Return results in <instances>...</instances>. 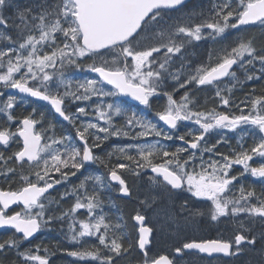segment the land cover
Wrapping results in <instances>:
<instances>
[{
  "label": "snow or ice",
  "instance_id": "snow-or-ice-1",
  "mask_svg": "<svg viewBox=\"0 0 264 264\" xmlns=\"http://www.w3.org/2000/svg\"><path fill=\"white\" fill-rule=\"evenodd\" d=\"M250 27L264 37V0H0V264H51L47 245L23 247L43 230L83 264H177L186 250L264 264V186L243 182H264V39ZM29 98L49 111L17 115ZM199 217L231 235L182 236ZM165 229L178 244L153 253Z\"/></svg>",
  "mask_w": 264,
  "mask_h": 264
},
{
  "label": "flooded vegetation",
  "instance_id": "flooded-vegetation-1",
  "mask_svg": "<svg viewBox=\"0 0 264 264\" xmlns=\"http://www.w3.org/2000/svg\"><path fill=\"white\" fill-rule=\"evenodd\" d=\"M251 87H252V82H249V84L245 88V91ZM234 94H235L236 98H242V96H243V92L239 91V90H236ZM211 95H212V92L209 89L201 90V91L196 93V96L202 105L205 104V101ZM29 100H32L33 103H31L30 105H20L19 107H17V109H16L17 115H20L22 113L26 114L28 111H31V107H37L38 108L37 104H43L41 102H36L33 99H29ZM164 102L165 101L163 99L154 100L153 101V110L157 109V107L159 105H162ZM129 103L133 108L136 107L135 102L129 101ZM213 103L214 102H212V101H208L207 106L212 107ZM43 105H44V107L42 110H40L39 108L38 109L40 111H45L47 113L49 111L50 107L46 104H43ZM220 110H223V109H220ZM49 118L53 119V117H51V116ZM60 127H61V125L58 123L57 129L59 130ZM194 127L195 126L191 122H183V124L181 125V128H180V132H186L188 129L194 128ZM63 128H64V130H70V125H68L67 122H63ZM217 138H218L217 136L213 135V136L209 137V141L214 142L215 139H217ZM229 139L231 141V144L233 146H235L236 139H235L233 134H231V133L229 134ZM113 142H115V140ZM119 142H121V141H119ZM177 143H180V142L177 141ZM248 143H251V141L249 140ZM0 150H2V147H0ZM10 150H12V151L17 150V146L12 145V148ZM220 150L226 151L227 148L221 147ZM93 167H99V166L96 165ZM235 171L239 172V171H241V168L239 166H237ZM243 182L245 184H249V185L254 186L258 192L260 191L261 187L264 186V182H261L255 178L250 177V176L246 177ZM0 184H2V181H0ZM141 188H143L142 184H141ZM134 195H135V193H134ZM119 202H120L121 206L126 205V207H125L126 212L130 211L131 207L134 204V200L133 201L120 200ZM67 206H68V204L65 203V207H67ZM200 206L204 207L206 205L201 203ZM149 214L150 213H148V215ZM58 228H59V225L54 227V229H58ZM181 235L189 237V238H208V239L217 238L220 235L227 237V236L231 235V226H230L228 221L223 220V219H221V221H219V222H210L207 217H199V218H197L195 225H190L187 229H185L182 232ZM37 238H43L44 240H46L51 245H52V242H56V241H62L65 244L68 243V241H66L64 239L63 235L58 230H46V231L43 230L40 232V234L37 236ZM157 240H158V242L153 247V253H155V252H170L172 245L178 244V240L176 239L175 235L170 234L166 229L163 231L157 232ZM90 243H95V241L92 240V241H90ZM68 247L69 246L64 245L63 248H68ZM257 248H259V245H257ZM134 255L138 256V253L134 254ZM204 260H223V258L220 256L214 257V258H207L205 256H202V254L195 252V251H185V253L182 257H177V264H205ZM201 261H202V263H201ZM121 264H124V262H121ZM132 264H135L134 259L132 260Z\"/></svg>",
  "mask_w": 264,
  "mask_h": 264
},
{
  "label": "trees",
  "instance_id": "trees-1",
  "mask_svg": "<svg viewBox=\"0 0 264 264\" xmlns=\"http://www.w3.org/2000/svg\"><path fill=\"white\" fill-rule=\"evenodd\" d=\"M245 31L248 33V34H252V35H255L257 37L258 40L260 39H264V37H262L260 35L261 33V29L259 27H250V28H247L245 29ZM56 245V244H54ZM57 246V245H56ZM55 257H54V260H51V264H73L67 260L64 259V257L60 254H58L57 252L55 253ZM11 255V254H10ZM76 264V263H74Z\"/></svg>",
  "mask_w": 264,
  "mask_h": 264
},
{
  "label": "rangeland",
  "instance_id": "rangeland-1",
  "mask_svg": "<svg viewBox=\"0 0 264 264\" xmlns=\"http://www.w3.org/2000/svg\"><path fill=\"white\" fill-rule=\"evenodd\" d=\"M237 261L235 262V264H239V259H236ZM261 261V256L256 254V253H251V252H245L243 255V258L240 259V262L242 264H260ZM202 263V261H201ZM216 264V263H213ZM220 264H230V262H226V263H220Z\"/></svg>",
  "mask_w": 264,
  "mask_h": 264
}]
</instances>
